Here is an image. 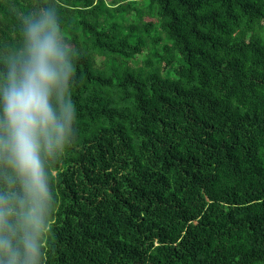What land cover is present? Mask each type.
I'll return each mask as SVG.
<instances>
[{
	"label": "trees",
	"instance_id": "obj_1",
	"mask_svg": "<svg viewBox=\"0 0 264 264\" xmlns=\"http://www.w3.org/2000/svg\"><path fill=\"white\" fill-rule=\"evenodd\" d=\"M49 13L73 118L37 264H264V0H0V86ZM0 198L27 210L3 154Z\"/></svg>",
	"mask_w": 264,
	"mask_h": 264
},
{
	"label": "clouds",
	"instance_id": "obj_2",
	"mask_svg": "<svg viewBox=\"0 0 264 264\" xmlns=\"http://www.w3.org/2000/svg\"><path fill=\"white\" fill-rule=\"evenodd\" d=\"M25 39V54L0 86V154L22 177L28 197L20 214L0 198V253L8 264H37L49 195L43 154L62 147L73 118V106L61 94L69 64L54 15L27 22Z\"/></svg>",
	"mask_w": 264,
	"mask_h": 264
}]
</instances>
